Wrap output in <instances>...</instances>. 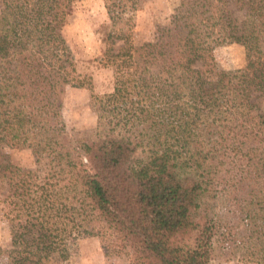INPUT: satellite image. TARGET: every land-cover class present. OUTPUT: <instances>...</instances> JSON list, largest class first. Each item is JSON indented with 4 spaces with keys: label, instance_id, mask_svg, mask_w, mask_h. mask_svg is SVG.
I'll return each mask as SVG.
<instances>
[{
    "label": "trees",
    "instance_id": "16d2710c",
    "mask_svg": "<svg viewBox=\"0 0 264 264\" xmlns=\"http://www.w3.org/2000/svg\"><path fill=\"white\" fill-rule=\"evenodd\" d=\"M79 1L0 0V147L29 148L36 164L0 154L7 264H59L88 237L129 264H208L218 188L245 213L244 257L264 264V0H179L139 46L128 0H104L98 63L114 88L94 97L97 128L80 140L58 129L75 72L63 28ZM229 44L244 48V68H216L215 48Z\"/></svg>",
    "mask_w": 264,
    "mask_h": 264
},
{
    "label": "rangeland",
    "instance_id": "374dc122",
    "mask_svg": "<svg viewBox=\"0 0 264 264\" xmlns=\"http://www.w3.org/2000/svg\"><path fill=\"white\" fill-rule=\"evenodd\" d=\"M178 4L179 0H128L124 16L129 17L133 24V44L139 46L153 41L159 28L168 24ZM108 25L111 26L104 0H80L63 28V37L75 62V72L66 80L59 96L58 129L72 139H87L95 133L98 116L93 99L113 92L112 71L98 63L104 50L103 39ZM109 30L112 28L109 27ZM213 55L218 70L231 72L244 68L246 64L245 50L236 44L218 46ZM124 130L117 127L119 134H124ZM145 145L147 142L140 146L139 157L147 154ZM3 153L8 154L10 160L23 171H34L36 168L35 157L29 148L0 147V154ZM218 192L213 212L218 226L213 257L208 264H257L244 257L246 245L243 244L250 235L245 213L228 192L219 188ZM14 231L10 222L0 216V264L8 263ZM226 239L232 241L231 247ZM68 248V259L59 264L130 263L129 256L124 253L105 255L98 237L76 239Z\"/></svg>",
    "mask_w": 264,
    "mask_h": 264
}]
</instances>
